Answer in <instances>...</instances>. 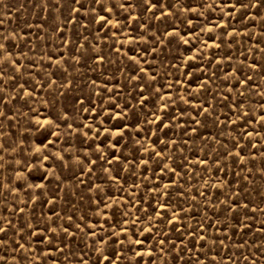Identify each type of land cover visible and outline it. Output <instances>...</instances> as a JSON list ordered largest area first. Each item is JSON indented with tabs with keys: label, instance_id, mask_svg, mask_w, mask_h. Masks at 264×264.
<instances>
[{
	"label": "rangeland",
	"instance_id": "374dc122",
	"mask_svg": "<svg viewBox=\"0 0 264 264\" xmlns=\"http://www.w3.org/2000/svg\"><path fill=\"white\" fill-rule=\"evenodd\" d=\"M0 264H264V0H0Z\"/></svg>",
	"mask_w": 264,
	"mask_h": 264
}]
</instances>
